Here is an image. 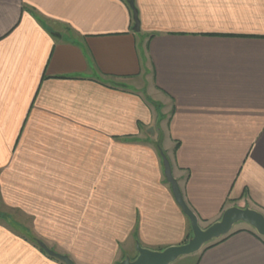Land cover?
Returning a JSON list of instances; mask_svg holds the SVG:
<instances>
[{"label": "crops", "instance_id": "1", "mask_svg": "<svg viewBox=\"0 0 264 264\" xmlns=\"http://www.w3.org/2000/svg\"><path fill=\"white\" fill-rule=\"evenodd\" d=\"M129 1L0 0V200L75 264L193 237L158 143L203 229L264 215V0ZM14 220L0 264H62ZM239 225L173 264H264Z\"/></svg>", "mask_w": 264, "mask_h": 264}, {"label": "water", "instance_id": "2", "mask_svg": "<svg viewBox=\"0 0 264 264\" xmlns=\"http://www.w3.org/2000/svg\"><path fill=\"white\" fill-rule=\"evenodd\" d=\"M129 5L134 14V30L139 32L140 22L135 0H130ZM161 156L166 181L171 186L177 204L190 221L193 237L185 244L168 247L163 251L150 250L138 244L137 257L134 259L127 257L121 264H173L180 258L195 255L201 252L205 246L228 236L234 227L241 223L251 226L258 235L264 237V215L250 208H230L224 212L220 221L203 229L200 226L198 217L185 201L179 182L174 177L168 156L163 151H161ZM37 243L49 257L60 261L62 264H75L69 256L53 251L39 240Z\"/></svg>", "mask_w": 264, "mask_h": 264}, {"label": "rangeland", "instance_id": "3", "mask_svg": "<svg viewBox=\"0 0 264 264\" xmlns=\"http://www.w3.org/2000/svg\"><path fill=\"white\" fill-rule=\"evenodd\" d=\"M157 132H158V130L157 131L156 130L153 131L154 135H156ZM157 134H159V132ZM159 141H160V139H159ZM6 210H7L6 207L4 206V204L1 203V200H0V218L2 216H9V218L18 219L19 221H17V220L10 221L8 223L9 226L11 228L15 229L16 231H19L22 235H24L26 238H28L29 240H31L33 243H35L34 242V238H36L39 241L43 242L47 247H49L52 250H53V248L51 246H54L56 248H61V246L63 245L64 242L61 244L58 241H56L55 239L50 238V237L38 238L37 237V232L33 228V226H35L36 223H34L33 221H28L26 217L22 216L21 214H17L15 212H12L13 214H7L6 213ZM21 220H23V221H21ZM239 226H240L239 224L236 225L234 227V229L238 228ZM28 230H30V231H28ZM34 232H36V234ZM33 235H34V237H33ZM192 236H193V234H192ZM66 245H68V244H66ZM37 246H39V244Z\"/></svg>", "mask_w": 264, "mask_h": 264}, {"label": "trees", "instance_id": "4", "mask_svg": "<svg viewBox=\"0 0 264 264\" xmlns=\"http://www.w3.org/2000/svg\"><path fill=\"white\" fill-rule=\"evenodd\" d=\"M157 147L159 148V151H160V153H161V151H162V147H161V144L160 143H158V145H157ZM164 152V151H163ZM230 235V234H229ZM227 237V236H226ZM37 239H35L34 238V242L37 244ZM38 245V244H37Z\"/></svg>", "mask_w": 264, "mask_h": 264}]
</instances>
